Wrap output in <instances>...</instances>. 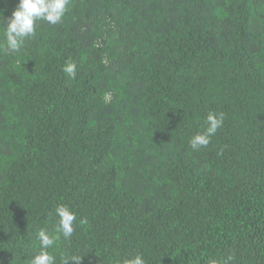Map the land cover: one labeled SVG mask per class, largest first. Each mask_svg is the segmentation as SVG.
Wrapping results in <instances>:
<instances>
[{"label": "trees", "instance_id": "16d2710c", "mask_svg": "<svg viewBox=\"0 0 264 264\" xmlns=\"http://www.w3.org/2000/svg\"><path fill=\"white\" fill-rule=\"evenodd\" d=\"M61 203L57 264H264V0H71L0 50V264H28Z\"/></svg>", "mask_w": 264, "mask_h": 264}, {"label": "clouds", "instance_id": "9594fccd", "mask_svg": "<svg viewBox=\"0 0 264 264\" xmlns=\"http://www.w3.org/2000/svg\"><path fill=\"white\" fill-rule=\"evenodd\" d=\"M71 0H18L16 8L11 17L6 18V24L2 29L3 39L0 40V50L6 53H18L25 45L26 40L36 34L38 21H46L51 25L60 23L70 6ZM2 14V11H0ZM4 17V16H3ZM77 65L68 60L63 71L70 79L76 78ZM104 102L109 103L112 93L107 92L103 96ZM206 127L203 131L194 134L189 144L193 150L206 147L211 137L214 136L224 123V113L210 111L206 116ZM58 218L52 229L47 227L37 231L36 239L39 241V250L28 260V264H57V249L61 241L70 243L77 222V214L67 204H59L54 210ZM80 223H83L81 220ZM87 252H63L59 254V264H81L82 258ZM233 259L231 255L227 258H213L208 264H229ZM119 264H146L142 253L130 255L119 261Z\"/></svg>", "mask_w": 264, "mask_h": 264}]
</instances>
